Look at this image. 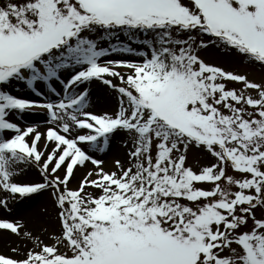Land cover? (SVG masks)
Wrapping results in <instances>:
<instances>
[{
    "label": "snow or ice",
    "instance_id": "1",
    "mask_svg": "<svg viewBox=\"0 0 264 264\" xmlns=\"http://www.w3.org/2000/svg\"><path fill=\"white\" fill-rule=\"evenodd\" d=\"M204 54L264 69V0H0V210L55 209L0 264H264V80Z\"/></svg>",
    "mask_w": 264,
    "mask_h": 264
},
{
    "label": "rangeland",
    "instance_id": "2",
    "mask_svg": "<svg viewBox=\"0 0 264 264\" xmlns=\"http://www.w3.org/2000/svg\"><path fill=\"white\" fill-rule=\"evenodd\" d=\"M134 58L138 59L137 57L130 56V55H123V54H115L112 57H109L111 59L113 58ZM204 58L207 62L213 63L216 66H220L224 68L225 70L228 71H235V72H240V73H246L250 79H252L255 82H260L264 80V69L260 68L259 66H253V65H246V64H241L236 58L224 55V54H204ZM229 87H236L239 88L241 85L239 84H230ZM102 88L104 93L111 94L115 98V93L111 92L110 90H106L104 87ZM21 95L26 96L27 98L30 99H36V97L30 96L27 93H20ZM116 99V98H115ZM42 116V117H41ZM46 120L45 115H41L39 112L34 115V118L29 119V120H24L23 123H29V124H43ZM21 122V121H20ZM119 139H124L122 137H118ZM110 151L107 154L100 155L101 158L108 156ZM123 157L121 159H124V154L122 153ZM104 160V159H103ZM111 160V159H110ZM109 160V161H110ZM210 158L209 157H202L199 154H190L189 157V164H191L194 168H198L201 166H205L209 163ZM112 162V160H111ZM38 175L33 171L29 172L27 175L22 176L21 179H26L28 180H34L38 179ZM25 180V181H26ZM75 181H73V186H75ZM44 207H47L49 209V212L52 217L55 216V209L52 206L50 198L45 195L43 197H40L36 201L29 202L28 204H23V205H18L14 206V210L12 213H7L3 210H0V218H6V219H22L24 222H27V216L29 215H36L37 212L42 210ZM47 223V226L51 230L53 227H55L53 221H45L44 219L42 220ZM14 236H10V238H13ZM46 243H51V240L46 239ZM0 253H4V251H1Z\"/></svg>",
    "mask_w": 264,
    "mask_h": 264
},
{
    "label": "bare ground",
    "instance_id": "3",
    "mask_svg": "<svg viewBox=\"0 0 264 264\" xmlns=\"http://www.w3.org/2000/svg\"><path fill=\"white\" fill-rule=\"evenodd\" d=\"M113 59H129V58H113ZM134 60V58H130ZM93 103H94V108L93 110L96 112H101V111H113L116 108V99L114 98L113 95L104 93L102 88L100 87H95L93 89ZM38 113V112H37ZM37 113H31V114H26L24 116V120H29L34 118V115ZM41 115H45L44 113L39 112ZM42 117V116H41ZM12 119H16L15 117H11ZM23 120V121H24ZM20 122V121H17ZM47 127L46 123L44 122L43 124L40 125V130L43 131L44 128ZM123 145V140L117 138V140L114 143L112 151H110L108 156H105L103 158L100 157L97 153L94 155H97V158L104 159L106 164V167H111V160H113L116 157L122 158V151L120 150ZM111 159V160H110ZM110 160V161H109ZM91 167V165H89ZM83 174V170H81V173L79 175ZM26 180V179H24ZM27 181V180H26ZM43 218L38 217L37 215H29L27 216V224L28 227L31 228L34 232H39L41 224H44L47 226V223L42 221ZM48 227V226H47ZM17 244L16 238H10V236H4L0 237V249L1 251H4L3 254L6 255H14V253L11 252V248L15 247Z\"/></svg>",
    "mask_w": 264,
    "mask_h": 264
}]
</instances>
